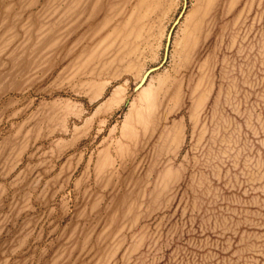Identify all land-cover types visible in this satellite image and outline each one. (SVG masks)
Masks as SVG:
<instances>
[{
	"label": "rangeland",
	"instance_id": "rangeland-1",
	"mask_svg": "<svg viewBox=\"0 0 264 264\" xmlns=\"http://www.w3.org/2000/svg\"><path fill=\"white\" fill-rule=\"evenodd\" d=\"M0 264H264V0H0Z\"/></svg>",
	"mask_w": 264,
	"mask_h": 264
},
{
	"label": "water",
	"instance_id": "water-1",
	"mask_svg": "<svg viewBox=\"0 0 264 264\" xmlns=\"http://www.w3.org/2000/svg\"><path fill=\"white\" fill-rule=\"evenodd\" d=\"M168 42H169V38H168ZM166 55H167V53H166ZM166 55H165V60H166ZM165 60H164V61H165ZM161 67H162V65H160V66H158V67L151 68L150 70H148V71L146 72V74L144 75L142 81H141L140 84L136 87L135 90L137 91V90H138V89L144 84L143 80L145 79V77H147L149 74H151V73H153V72L159 70Z\"/></svg>",
	"mask_w": 264,
	"mask_h": 264
},
{
	"label": "bare ground",
	"instance_id": "bare-ground-1",
	"mask_svg": "<svg viewBox=\"0 0 264 264\" xmlns=\"http://www.w3.org/2000/svg\"><path fill=\"white\" fill-rule=\"evenodd\" d=\"M167 56H168V55H166V60H167ZM153 68H154V67H153ZM144 75H145V74H144ZM149 75H150V74H149ZM149 75H148V76H149ZM148 76H147V77H145V79L143 80V82H144V83L146 82V80H147ZM141 87H142V86H141ZM141 87H140V88H141ZM140 88H139V89H140Z\"/></svg>",
	"mask_w": 264,
	"mask_h": 264
}]
</instances>
